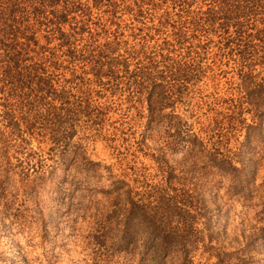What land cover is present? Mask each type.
Wrapping results in <instances>:
<instances>
[{
  "label": "rangeland",
  "instance_id": "1",
  "mask_svg": "<svg viewBox=\"0 0 264 264\" xmlns=\"http://www.w3.org/2000/svg\"><path fill=\"white\" fill-rule=\"evenodd\" d=\"M29 26L44 45L53 27ZM195 36L164 52L168 69L156 59L152 116L131 72L97 83L33 46L22 70L41 65L42 90L6 79L0 60V264H264L263 49L246 51L234 29ZM122 38L115 58L131 70L144 46L161 53Z\"/></svg>",
  "mask_w": 264,
  "mask_h": 264
},
{
  "label": "trees",
  "instance_id": "2",
  "mask_svg": "<svg viewBox=\"0 0 264 264\" xmlns=\"http://www.w3.org/2000/svg\"><path fill=\"white\" fill-rule=\"evenodd\" d=\"M24 8L31 17L22 14ZM94 11L101 14L100 21H103L95 24L96 30L91 27ZM243 18H250V23H242ZM125 20L131 23L124 26ZM32 22L34 27H53L49 36L44 37V45H40L38 34L31 30ZM205 26L225 33L234 29L238 39L233 40L241 47L261 53L255 50L260 46L264 55V0H0V44L3 47L0 60L6 65L3 68L6 79L33 83L42 90H46L48 84L38 69L41 65H32L28 72L22 70L33 46L47 53L37 56L38 61L48 59L56 69L65 63L76 64L82 78L92 76L97 83L103 79L115 80L121 74L131 72L135 89L147 96L146 108L152 116L164 94L163 84L153 82L156 59L161 57L162 66L168 69L172 59L164 52L170 54L178 47H197L195 33ZM128 31L130 37L138 33L144 35L146 42H154L161 53L151 56L148 51L144 52L147 48L144 46L140 52L132 54L138 57L139 67L131 70L129 57H123L122 61L115 58L121 47L128 45L122 38ZM86 36L85 43L77 44L79 37L85 39ZM158 36L162 37L161 42ZM250 51L247 55L242 52L240 59H247ZM170 73L177 78L189 76L181 70ZM166 74L160 73V78L165 79ZM240 77L246 83L251 76L246 72ZM246 89L249 95L256 92L252 88Z\"/></svg>",
  "mask_w": 264,
  "mask_h": 264
}]
</instances>
